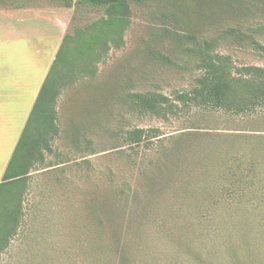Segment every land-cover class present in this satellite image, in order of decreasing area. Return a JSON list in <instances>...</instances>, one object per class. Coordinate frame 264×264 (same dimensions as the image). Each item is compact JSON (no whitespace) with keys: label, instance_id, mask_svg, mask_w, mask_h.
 <instances>
[{"label":"rangeland","instance_id":"rangeland-1","mask_svg":"<svg viewBox=\"0 0 264 264\" xmlns=\"http://www.w3.org/2000/svg\"><path fill=\"white\" fill-rule=\"evenodd\" d=\"M0 10L41 11L52 18L35 13L22 31L56 29L54 19L68 35L50 100L55 128L39 138L0 264H264V104L243 113L185 95L212 61L232 79L264 68V0L131 1L122 14L80 0H0ZM13 42L18 54L3 58L39 79L56 40ZM137 93L169 104L146 112ZM134 128L163 140L208 135L193 137L186 196L177 195V145L163 181L158 168L152 175L161 144L132 151L123 135ZM17 133L0 142V168Z\"/></svg>","mask_w":264,"mask_h":264},{"label":"trees","instance_id":"trees-1","mask_svg":"<svg viewBox=\"0 0 264 264\" xmlns=\"http://www.w3.org/2000/svg\"><path fill=\"white\" fill-rule=\"evenodd\" d=\"M74 0H63L66 7H71ZM81 2L90 4L92 6H107L108 12L111 14L124 13L128 9L129 3L131 1L141 2L143 0H80ZM68 36L65 38L63 46L61 47L57 58L48 74V77L40 91L39 97L33 108V111L28 119L26 127L24 128L22 135L16 145L13 155L9 161L6 172L3 177V181L0 183V201L4 204L3 211L0 212V244L7 241V234L11 231V225L17 223L19 212L22 208V201L19 197L21 194V189L23 188V182L29 175V165L32 162L34 156L38 153L39 149V138L42 137L50 128H55L52 122L50 100L52 99V90L54 88V83L56 78V67L60 61V54L65 46V42ZM241 79H232L231 73L223 67L216 65L212 61L208 66L206 65L203 75L198 80L194 89L191 90L189 94L192 95L193 101H201L204 104H211L222 109L231 110L237 107L241 112L247 113L254 110L256 106L264 104V68L261 67H248L245 68ZM242 87V91H239L237 87ZM50 88L51 94H46V90ZM133 102L146 112L159 113V109L164 107V105L169 104V100L164 96H160L161 100L156 95L137 93L133 96ZM185 96L180 99H184ZM239 100V101H237ZM238 102V103H237ZM42 103V104H41ZM41 109L39 111L40 115L35 121L34 115L37 113L39 106ZM166 107V106H165ZM34 122V128L29 132V126ZM158 129H142L134 128L128 130L124 133L123 139L129 149L132 151L139 150L143 147L149 148L154 147L156 142L161 144L159 154L157 155L155 165H153L154 171L152 175H157L156 172L159 170V175H161L165 180L172 172L174 173V165H172V155L174 145H177V159L178 156H183L185 160L182 161L181 158L177 160V195L180 198L186 196L184 193L185 189H189L186 184V177L190 178L191 171L190 163L194 162L196 157H198V152L193 148V142L196 141L201 132L199 131H188L181 132L177 136H169L168 139L163 140L159 136ZM208 135H204L203 139L197 140L202 141L207 138ZM193 137L194 139L193 141ZM237 137L239 140L243 141L250 138L248 135L244 136H229ZM38 138V139H37ZM192 141V142H191ZM196 141V142H197ZM166 142H168L166 144ZM149 157L153 155L147 154ZM19 162L16 165V159ZM179 162H183L182 166H179ZM171 164V165H170ZM171 166V170H170ZM152 167V163L150 165ZM184 168V171L181 170ZM158 170L156 171V169ZM166 169V170H164ZM152 172V169L150 170ZM176 173V172H175ZM180 177V180L178 179ZM166 183V182H165ZM188 183V182H187ZM162 185V184H161ZM183 190V193H182ZM11 206V207H10Z\"/></svg>","mask_w":264,"mask_h":264},{"label":"crops","instance_id":"crops-1","mask_svg":"<svg viewBox=\"0 0 264 264\" xmlns=\"http://www.w3.org/2000/svg\"><path fill=\"white\" fill-rule=\"evenodd\" d=\"M35 13H41L45 17L52 18L41 11L0 10V15H7V20H5V22L8 21L7 24H0L2 27L4 26L7 29L5 33L6 35L4 34L5 38L4 36H0V42L3 45L0 47V54L2 53V57H0V142L4 141L5 143V137H7L6 132L13 130H17L18 132L9 153L8 161H2V166L0 168V183L3 181L9 161L22 135V132L26 127L28 119L39 97L40 91L61 47L63 46L65 38L68 36L66 35L67 30L64 25L56 23L54 19H52V23L56 29L53 28L49 31L43 30L39 33L36 31L34 34L22 31V26L20 25L23 23V20H29ZM35 37L36 40H49L51 41V44L53 43V39L56 40L55 49H52L49 56L50 59H48L43 74L39 79L30 75L23 77L22 62H19L17 59L3 58L6 54H18L16 46L13 42L14 40L26 38L28 41H31L34 40ZM42 53L43 52L41 50L40 54ZM39 62H41V59ZM19 64L21 65V69H19ZM37 64L39 66L41 63ZM25 68L30 70L31 66L29 62L25 64Z\"/></svg>","mask_w":264,"mask_h":264}]
</instances>
